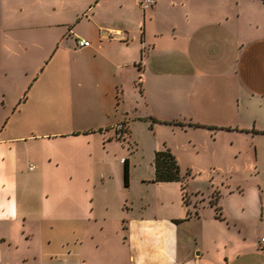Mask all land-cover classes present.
I'll return each instance as SVG.
<instances>
[{
	"label": "crops",
	"instance_id": "crops-1",
	"mask_svg": "<svg viewBox=\"0 0 264 264\" xmlns=\"http://www.w3.org/2000/svg\"><path fill=\"white\" fill-rule=\"evenodd\" d=\"M79 39L89 45L79 47ZM135 80L144 112L124 100L126 83ZM259 94L264 97V0H153L148 6L143 0H0V244L3 228L15 243L5 262L0 255V264H18L24 247L41 258L47 249L62 247L56 230L45 231V216L51 205L63 202L67 210L51 220L72 235L75 248L80 244L73 234L90 215L95 135L115 140L116 125L124 123L130 148L121 158L128 159L130 174L137 167V138L158 127L172 134L206 132L213 146L249 136L253 154L261 156L254 139L264 133L243 130L264 132V113L252 123L239 117L241 102L249 113L246 102ZM251 112L254 116L255 109ZM15 146L25 147L21 161L16 162ZM157 148L152 142L145 162L151 184L159 183L152 181ZM190 165L188 157L184 169ZM180 174L184 182L181 167ZM191 218L198 213L185 220ZM44 234L54 240L48 248ZM259 249L257 239V246L222 252L221 263L200 261L201 249L182 261L251 264Z\"/></svg>",
	"mask_w": 264,
	"mask_h": 264
},
{
	"label": "rangeland",
	"instance_id": "rangeland-1",
	"mask_svg": "<svg viewBox=\"0 0 264 264\" xmlns=\"http://www.w3.org/2000/svg\"><path fill=\"white\" fill-rule=\"evenodd\" d=\"M59 5L63 7L61 1ZM237 27L241 33L242 26ZM126 86L125 103L132 109L144 112L146 107L140 98L139 82H127ZM249 102H246L249 108L246 114L241 102L239 117H245L252 123L253 118L261 119L259 116L264 113V106L259 103L264 102L263 94H259V98L249 97ZM252 108L255 109L254 116ZM150 124H153V120ZM125 129L123 140L117 136L115 140H101L100 136L95 135L96 142L89 156L92 163L89 169L92 203L90 215L84 219L78 234H73L74 238L80 240L77 248L74 247L75 243L72 244L74 240L70 239L72 235L56 227L55 221L51 220L59 211L67 210L68 203L63 202V206L51 205L46 212L44 229L56 230L58 233L55 236L63 240L62 247L57 244L53 250L47 249L44 253L46 258L24 247V258L18 264L51 260L89 261L87 264H183L184 255H196L200 249V261L206 259L221 263L224 261L222 252L232 254L236 250L257 246V239L264 234L263 136L254 139L255 146L262 153L260 156L253 154L249 136L243 135L239 142L231 146L227 144L228 140H223L224 145L213 146L206 132L190 129L172 134L167 127H158L153 135H140L137 138L141 151L138 150L134 157L137 167L129 173L131 185L125 187L121 157L126 156L130 148L125 140ZM243 131L254 133L258 130L250 128ZM151 140L158 144L157 150L163 149L164 143L173 149L181 172L186 173L184 182L151 184L150 180L145 179L149 171L145 162ZM24 148L15 146L16 162L23 159ZM188 157L192 158L193 165L184 169ZM77 174L79 176L80 173ZM31 175L35 176L32 172ZM184 184L185 190H182ZM21 187H24L23 183ZM50 187H46L48 192L51 191ZM40 193L45 197L47 192L45 190L43 193L41 189ZM79 208L83 210V203ZM187 210L190 217H197L198 213L199 218L185 220ZM139 213L142 215L139 216ZM33 214L36 212L33 211ZM174 220L181 221L176 223ZM3 231L6 235L0 244V255L2 262H5L9 257V248L15 243L9 240L8 231L4 228ZM51 237V234H44L41 238L42 242L48 241L45 244L47 248L50 247L49 241H54ZM258 251L252 254L249 260L251 264H264V249Z\"/></svg>",
	"mask_w": 264,
	"mask_h": 264
},
{
	"label": "trees",
	"instance_id": "trees-1",
	"mask_svg": "<svg viewBox=\"0 0 264 264\" xmlns=\"http://www.w3.org/2000/svg\"><path fill=\"white\" fill-rule=\"evenodd\" d=\"M164 123L175 124V125H188L193 127L204 126L197 123H182L175 121H164ZM264 133L262 131H255ZM118 138V137H117ZM119 139V138H118ZM123 184L125 187L129 185V162L127 158H123ZM153 166H154V177L153 182H172V181H181L182 176L180 174V167L175 158V155L170 151L168 147H164L161 150H156L153 157ZM188 171V170H187ZM182 190H185V184L182 185ZM218 199V196H215ZM215 199V201L217 200ZM213 204V200L210 201ZM190 217L189 211L186 213V218ZM181 220H174V222H180Z\"/></svg>",
	"mask_w": 264,
	"mask_h": 264
},
{
	"label": "built area",
	"instance_id": "built-area-1",
	"mask_svg": "<svg viewBox=\"0 0 264 264\" xmlns=\"http://www.w3.org/2000/svg\"><path fill=\"white\" fill-rule=\"evenodd\" d=\"M144 4L145 5H151L153 3V0H143ZM77 45L79 47H83V46H88L89 45V42L85 39H79L77 41ZM125 125L124 123H118L116 125V136L119 138V139H124L125 135H126V129H125ZM258 246L261 248V249H264V234H262L261 236H259L258 238Z\"/></svg>",
	"mask_w": 264,
	"mask_h": 264
}]
</instances>
